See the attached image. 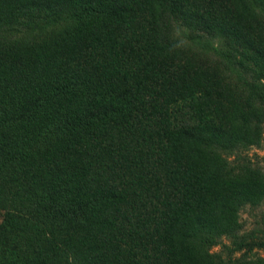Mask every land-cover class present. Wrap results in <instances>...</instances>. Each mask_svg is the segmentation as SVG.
Returning a JSON list of instances; mask_svg holds the SVG:
<instances>
[{"label": "trees", "instance_id": "16d2710c", "mask_svg": "<svg viewBox=\"0 0 264 264\" xmlns=\"http://www.w3.org/2000/svg\"><path fill=\"white\" fill-rule=\"evenodd\" d=\"M263 126L264 0H0V264H264L237 235L264 172L227 158Z\"/></svg>", "mask_w": 264, "mask_h": 264}, {"label": "rangeland", "instance_id": "374dc122", "mask_svg": "<svg viewBox=\"0 0 264 264\" xmlns=\"http://www.w3.org/2000/svg\"><path fill=\"white\" fill-rule=\"evenodd\" d=\"M59 27V24H55L31 31L21 27V29L12 30L8 36L10 38H22L28 35L31 38L36 37L41 39L56 32ZM175 34L178 36L179 43L182 44L186 55L191 56L196 64L208 67L213 66L216 75H223L224 79L230 82V85L235 90V94L241 91V95L246 96L249 93L251 87L249 85V82H251L250 73L243 72L235 65L234 59L229 57V49L223 41L217 38L195 40L191 33L183 29H178V32ZM261 136L264 137V126L262 127ZM234 151L235 153L227 155V158L232 163H245L264 172V141L258 147L255 145H245L236 148ZM2 213L3 210L0 209V220ZM238 221L240 223L237 233L239 238L255 240L262 236L264 233V201L258 204H245L239 211ZM222 241L229 242L230 239L223 237ZM220 249V245L213 248L216 251ZM254 251L256 256L264 258V247L255 248Z\"/></svg>", "mask_w": 264, "mask_h": 264}]
</instances>
